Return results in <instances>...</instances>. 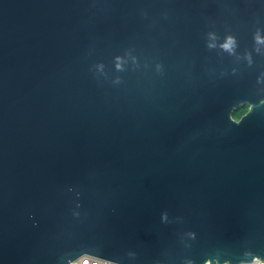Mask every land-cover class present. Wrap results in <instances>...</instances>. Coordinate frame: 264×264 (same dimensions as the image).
I'll list each match as a JSON object with an SVG mask.
<instances>
[{
	"label": "water",
	"instance_id": "water-1",
	"mask_svg": "<svg viewBox=\"0 0 264 264\" xmlns=\"http://www.w3.org/2000/svg\"><path fill=\"white\" fill-rule=\"evenodd\" d=\"M83 256L264 263V0H0V264Z\"/></svg>",
	"mask_w": 264,
	"mask_h": 264
},
{
	"label": "built area",
	"instance_id": "built-area-1",
	"mask_svg": "<svg viewBox=\"0 0 264 264\" xmlns=\"http://www.w3.org/2000/svg\"><path fill=\"white\" fill-rule=\"evenodd\" d=\"M70 264H114V263H111V262H108L105 260H101L98 258H94L91 256H83L80 259H78L74 262H71ZM249 264H264V263H262L260 261H255V262H252Z\"/></svg>",
	"mask_w": 264,
	"mask_h": 264
},
{
	"label": "trees",
	"instance_id": "trees-1",
	"mask_svg": "<svg viewBox=\"0 0 264 264\" xmlns=\"http://www.w3.org/2000/svg\"><path fill=\"white\" fill-rule=\"evenodd\" d=\"M246 109H247V107L240 108V109L234 114V118H235V119L240 118V117L244 114V112H245Z\"/></svg>",
	"mask_w": 264,
	"mask_h": 264
},
{
	"label": "flooded vegetation",
	"instance_id": "flooded-vegetation-1",
	"mask_svg": "<svg viewBox=\"0 0 264 264\" xmlns=\"http://www.w3.org/2000/svg\"><path fill=\"white\" fill-rule=\"evenodd\" d=\"M247 111H248V108L245 110L244 114H246ZM244 114H243V115H244ZM243 115H242V116H243ZM242 116H241V117H242ZM241 117H240V118H241ZM240 118H238V119H236V120H239Z\"/></svg>",
	"mask_w": 264,
	"mask_h": 264
}]
</instances>
